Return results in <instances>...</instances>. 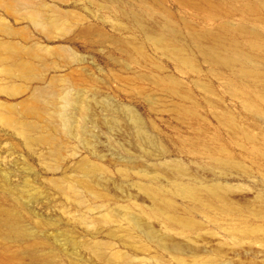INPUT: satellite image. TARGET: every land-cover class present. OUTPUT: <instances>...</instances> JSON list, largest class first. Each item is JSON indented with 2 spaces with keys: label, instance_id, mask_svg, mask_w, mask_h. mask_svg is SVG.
I'll return each mask as SVG.
<instances>
[{
  "label": "rangeland",
  "instance_id": "rangeland-1",
  "mask_svg": "<svg viewBox=\"0 0 264 264\" xmlns=\"http://www.w3.org/2000/svg\"><path fill=\"white\" fill-rule=\"evenodd\" d=\"M164 5L177 22L202 23L173 0ZM140 9L138 0H0V202L26 205L24 224L48 241L40 250L56 251L55 264H264V161L235 144L226 166L188 150L196 127L146 79L152 63L167 73L172 64L149 46L147 63L124 52L144 43L129 16ZM222 99L263 143L264 124ZM130 107L156 146L136 136ZM209 109H199L206 139L217 127ZM82 160L99 172L84 176ZM180 182L200 187L198 199L174 193ZM145 185L167 195L156 201Z\"/></svg>",
  "mask_w": 264,
  "mask_h": 264
},
{
  "label": "bare ground",
  "instance_id": "bare-ground-1",
  "mask_svg": "<svg viewBox=\"0 0 264 264\" xmlns=\"http://www.w3.org/2000/svg\"><path fill=\"white\" fill-rule=\"evenodd\" d=\"M106 1L112 3L117 0ZM164 1L138 0L141 12L131 10L129 16L137 25L144 43L132 46L125 44L124 52L131 56L136 54L147 63L149 57L144 49L145 46H149L172 64L173 72L167 73L162 64L152 63L151 67L155 75L147 76L146 79L174 102V107L170 110L172 114L182 117L196 127L192 129L197 133L196 138L186 141L188 150L190 148L195 152L206 153L213 165L226 166L233 160V158L230 160L227 148L235 144L249 152L248 154L259 156L264 161V137L263 143L260 144V138L238 124L236 116L223 106L222 99L226 94L255 123L264 124V32L260 30L264 31V20L261 16L262 2L260 0H173L177 7L193 11L195 18L202 21L200 25H197L185 19L177 22L172 12L165 7ZM236 17H240L238 22H234ZM148 18L151 21L150 25L146 24ZM87 32L89 30L84 29L82 35ZM99 37L102 36L99 35ZM181 75L187 77L189 84L183 82ZM219 88L222 92L218 91ZM203 104L210 108V115L217 124L215 132L209 139H206L207 129L199 111ZM128 109L126 110L127 120L131 122V127L136 136H139V140L147 145L156 146L158 141L153 139L154 137L151 138L148 135L149 132L146 134L148 130L146 131L145 120L141 119L138 113H134L133 108ZM112 124L116 125L114 121ZM221 129H225V133L229 136L231 140L229 144L220 142ZM241 140L245 141L250 148L241 143ZM139 144L141 143L138 142ZM155 150L157 151L154 149V152ZM77 169L84 176L99 172V168L86 160L80 161ZM80 184L89 189L85 182ZM175 184L173 191L180 197L198 199L200 187L197 189L181 182ZM215 188L211 187L212 190L209 189V191H219V188L218 190ZM144 189V192H148L156 201L165 198L168 192L164 193L160 188L150 185H145ZM217 193L210 194H214L215 197ZM221 195L218 193L217 197L221 196V199L223 194ZM8 196L9 194L2 193V197L8 198ZM162 206L164 208V205ZM162 206H157L161 214L164 212ZM226 211L229 215V211ZM26 215H29V210L17 199L10 204L0 202V243L2 245L0 264L27 262L55 264L56 251L50 248L49 243L47 251L40 250V246L45 247L48 241L40 243L39 239L42 238L40 235L30 234L32 231L30 232L24 224ZM37 224L41 225V223ZM33 232L36 233V231ZM13 245L20 248L12 251Z\"/></svg>",
  "mask_w": 264,
  "mask_h": 264
}]
</instances>
